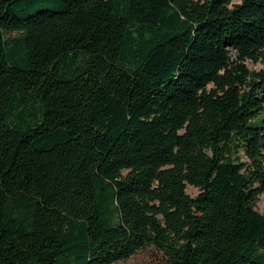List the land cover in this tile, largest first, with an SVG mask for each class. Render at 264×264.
<instances>
[{"label": "trees", "instance_id": "16d2710c", "mask_svg": "<svg viewBox=\"0 0 264 264\" xmlns=\"http://www.w3.org/2000/svg\"><path fill=\"white\" fill-rule=\"evenodd\" d=\"M249 62L264 0H0V264H264Z\"/></svg>", "mask_w": 264, "mask_h": 264}, {"label": "rangeland", "instance_id": "374dc122", "mask_svg": "<svg viewBox=\"0 0 264 264\" xmlns=\"http://www.w3.org/2000/svg\"><path fill=\"white\" fill-rule=\"evenodd\" d=\"M248 66L253 71L264 69V63H248ZM187 193L190 196H196L199 193L197 188L192 186L187 187ZM256 210L261 214H264V192L261 193L256 202ZM162 253L153 247H146L140 250L137 254L131 258L121 261L115 264H162Z\"/></svg>", "mask_w": 264, "mask_h": 264}]
</instances>
